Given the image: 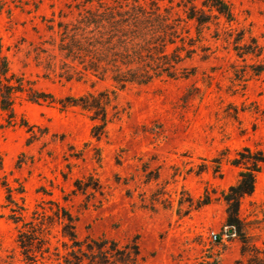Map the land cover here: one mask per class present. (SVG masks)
Wrapping results in <instances>:
<instances>
[{
  "label": "rangeland",
  "instance_id": "obj_1",
  "mask_svg": "<svg viewBox=\"0 0 264 264\" xmlns=\"http://www.w3.org/2000/svg\"><path fill=\"white\" fill-rule=\"evenodd\" d=\"M226 1L235 21L222 19L200 36L192 21H181L186 27L165 52L173 55L179 46L178 62L163 65L174 77L165 73L119 90L100 140L78 107L22 95L12 124L0 107V264H27L18 233L25 222L41 220L50 249L38 255V264H65L72 244L62 233L67 214L81 241L104 237L123 248L137 246V264H247L241 236L226 225L223 193L238 179L242 166L232 162L239 153L264 152V0ZM97 2L0 0V36L12 70L58 100L114 90L108 75L85 71L59 50L69 40H62L58 23L75 22L77 6ZM180 2L160 0L183 19ZM239 36L241 45L255 38L261 54L240 58ZM91 176L98 190L75 191L77 180L86 184ZM5 181L16 204L7 200ZM206 195L211 202L198 207ZM240 215L251 252L264 257V164Z\"/></svg>",
  "mask_w": 264,
  "mask_h": 264
},
{
  "label": "trees",
  "instance_id": "obj_2",
  "mask_svg": "<svg viewBox=\"0 0 264 264\" xmlns=\"http://www.w3.org/2000/svg\"><path fill=\"white\" fill-rule=\"evenodd\" d=\"M178 6L183 7L185 14L183 19L174 18L171 7L161 5L160 0H114L112 3L98 0L97 4H91L84 10L81 6H77L79 16L75 22L58 23V27L64 31L61 35L62 40H69L66 45L60 46L59 50L64 53L65 58L82 65L85 71L102 79L108 75L115 89L87 92L59 100L53 94L37 89L34 82L25 75L12 70L3 52L0 36V107L8 123L16 122V103L22 95L28 101L39 104L58 101L62 109L74 106L86 112L93 121L91 135L100 140L107 134V125L110 121L108 108L119 90L131 84L146 85L165 73L174 77L163 65H170L173 61L178 62L174 58V53L180 50L179 46L173 51V55L165 52L169 45L176 42L186 27L181 26V21L187 23L192 21L199 36L202 28L210 27L211 24L219 27L222 19L228 24L235 21L232 7L226 0H181ZM51 29H54V26ZM225 32L230 33L231 29H225ZM243 37L239 36L234 41L236 54L243 59L249 55L259 56L260 51L254 48L257 45L256 39L252 38L251 43L241 45ZM157 41L159 47L153 46ZM181 41L185 45V39L181 38ZM157 54H162V60L166 61H157L161 59L156 57ZM169 58H173L172 61ZM21 124L28 126L29 122L23 118ZM244 151L252 152L249 147ZM239 155L232 162L234 165L242 166L238 179L223 193L227 213L226 225L241 236L243 254L248 255L247 264H264V257L251 252L250 248L254 246L245 234L240 215L242 199L255 191L257 174L264 164V152L258 150L253 156H246L242 151ZM93 180L92 176L88 178L86 184H83L82 180H77L75 191L86 193L85 191L91 187L98 190L99 184L94 183ZM3 185L7 188V200L16 204L13 197L15 189L7 181L3 182ZM19 193H23V190H19ZM210 202L211 198L206 195L199 202L198 207ZM12 210L16 212L19 208ZM65 219L67 222L64 223L62 233L72 241L70 251L64 257L65 264L138 263L140 252L137 246L123 248L118 242L104 237L81 241L76 232L75 218L67 214ZM44 225L42 220L39 223L25 222L23 226L26 228L19 230L17 241L27 264H38V255L43 256L44 252L50 249L49 246L44 248L47 243V240H44Z\"/></svg>",
  "mask_w": 264,
  "mask_h": 264
},
{
  "label": "built area",
  "instance_id": "obj_3",
  "mask_svg": "<svg viewBox=\"0 0 264 264\" xmlns=\"http://www.w3.org/2000/svg\"><path fill=\"white\" fill-rule=\"evenodd\" d=\"M211 237L214 241H217L219 239V235L216 232H212Z\"/></svg>",
  "mask_w": 264,
  "mask_h": 264
}]
</instances>
